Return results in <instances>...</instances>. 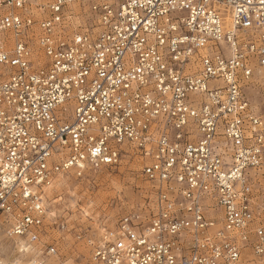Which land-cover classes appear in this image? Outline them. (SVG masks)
I'll list each match as a JSON object with an SVG mask.
<instances>
[{
  "label": "built area",
  "instance_id": "1",
  "mask_svg": "<svg viewBox=\"0 0 264 264\" xmlns=\"http://www.w3.org/2000/svg\"><path fill=\"white\" fill-rule=\"evenodd\" d=\"M257 87L264 0H0V229L56 253L47 188L128 149L149 187L95 263L264 258Z\"/></svg>",
  "mask_w": 264,
  "mask_h": 264
},
{
  "label": "rangeland",
  "instance_id": "2",
  "mask_svg": "<svg viewBox=\"0 0 264 264\" xmlns=\"http://www.w3.org/2000/svg\"><path fill=\"white\" fill-rule=\"evenodd\" d=\"M257 89L260 101L264 88ZM141 167L138 157L127 149L117 166L86 172L82 177L62 174V181L48 194V218L42 237L45 245H55L56 253L18 251L15 240L1 228L0 257L4 264H35V260L40 264H97L92 250L102 229L113 227L123 214L144 202L149 183ZM243 264H264V258L248 254Z\"/></svg>",
  "mask_w": 264,
  "mask_h": 264
},
{
  "label": "bare ground",
  "instance_id": "3",
  "mask_svg": "<svg viewBox=\"0 0 264 264\" xmlns=\"http://www.w3.org/2000/svg\"><path fill=\"white\" fill-rule=\"evenodd\" d=\"M62 179H63V177L61 175L58 176L57 178H55L53 184L49 188H47V191H46L47 195L52 192V190L54 189V187H56L62 181ZM12 238L15 240V243L17 244L16 248H17L18 251H24V250H26L28 252V251L31 250L30 248H26V244H25L24 241H20L22 239H16L15 237H12ZM1 260L3 261V264H4V260L3 259H1Z\"/></svg>",
  "mask_w": 264,
  "mask_h": 264
}]
</instances>
